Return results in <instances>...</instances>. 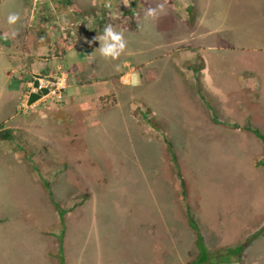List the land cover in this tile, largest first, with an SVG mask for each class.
<instances>
[{"label":"rangeland","instance_id":"obj_1","mask_svg":"<svg viewBox=\"0 0 264 264\" xmlns=\"http://www.w3.org/2000/svg\"><path fill=\"white\" fill-rule=\"evenodd\" d=\"M13 1L47 48L103 56L107 25L126 48L95 62L91 105L50 117L70 130L46 161H0V264H193L199 243L207 264H264V0ZM81 47L36 75L67 86Z\"/></svg>","mask_w":264,"mask_h":264},{"label":"crops","instance_id":"obj_2","mask_svg":"<svg viewBox=\"0 0 264 264\" xmlns=\"http://www.w3.org/2000/svg\"><path fill=\"white\" fill-rule=\"evenodd\" d=\"M14 3L15 1L11 0L7 11H4L2 17H0L4 20L7 19L9 13H18L16 22L11 23V26L14 28L10 26L8 28L3 27V24L6 25V21L0 23V33L3 32L8 35H6V37H9L7 45L12 44L10 47L14 48V51L12 50L6 54L2 49L3 41L0 40V90L3 91V89L8 88L6 100L2 99L5 96L2 97V94H0V132L9 131L10 133L8 138L0 137V161L7 163L10 161L13 163L11 169L14 168L15 173L18 172L26 175L30 172L31 167H33V163L47 160L44 157L47 155L44 146L46 147L48 141H50L47 138L53 135V137H57L61 142L66 141L63 138V129L68 135V131L70 130L69 124L62 125L60 121L55 122V119L52 118L67 115L70 110L69 107L78 103L82 105H91L93 103V94L82 97L80 94L83 91H90L91 88L93 90L92 85L97 82L95 80H100L95 77V74L98 73L97 67L95 68V62L96 64L103 63L105 59L109 58L96 54L92 41L81 45H71V47L64 49L62 47L47 48L42 42L43 39L35 40L36 35L33 36L34 38L26 35L27 29H24V27H27L26 16L23 12L13 9L15 7ZM8 30L12 31L11 35L8 34ZM25 39H29L26 44L23 42ZM21 44L23 45L21 46ZM77 46H83L81 47L82 52L80 51L79 53L85 58L80 60L73 59L71 61L76 62L75 64L77 65L73 66L74 73L72 75L66 71L69 77V84L64 90L62 104L57 107V103L47 98L36 102L26 114L18 112L17 106L21 100L23 81L39 73L46 74L47 76H56L61 69V65L59 64L62 62L65 52L70 49L76 50ZM87 47L93 48L91 54L85 53ZM54 62L58 64V70L56 73L50 75L49 72H46V67L49 63L53 65ZM257 78L258 76L255 79L249 77V82L252 81L254 84L261 82L257 81ZM241 82L245 81L241 80ZM86 87L91 88L87 90ZM92 110L91 108L90 114L93 113ZM23 150H25L26 154H22Z\"/></svg>","mask_w":264,"mask_h":264},{"label":"built area","instance_id":"obj_3","mask_svg":"<svg viewBox=\"0 0 264 264\" xmlns=\"http://www.w3.org/2000/svg\"><path fill=\"white\" fill-rule=\"evenodd\" d=\"M65 88L66 84L63 75L54 78L34 75L25 79L22 84L21 100L17 106V111L27 113L28 109L32 108L36 102L50 97L60 103L63 101ZM32 94L39 95L34 100L29 101Z\"/></svg>","mask_w":264,"mask_h":264},{"label":"clouds","instance_id":"obj_4","mask_svg":"<svg viewBox=\"0 0 264 264\" xmlns=\"http://www.w3.org/2000/svg\"><path fill=\"white\" fill-rule=\"evenodd\" d=\"M158 8L162 13L164 10L163 5H158ZM145 15L146 17L155 18L158 15V12L156 9L149 8ZM7 19L9 23H15L18 19V13H9ZM95 39H99L102 41L99 48L101 55H103L104 57H111L113 59H116L126 48V40L124 38L123 32L115 31L112 25H107L104 28L103 35L97 36L95 37ZM117 70H119V65L117 66Z\"/></svg>","mask_w":264,"mask_h":264},{"label":"trees","instance_id":"obj_5","mask_svg":"<svg viewBox=\"0 0 264 264\" xmlns=\"http://www.w3.org/2000/svg\"><path fill=\"white\" fill-rule=\"evenodd\" d=\"M38 95H39V94H32V95L30 96V98H29V101L34 100L35 98L38 97ZM253 132H255V134L258 135V138H259V139H262V136H261L260 133H258V131L255 130V131H253ZM9 136H10L9 131H3V132H0V137H1V138H8ZM170 148H171V144H170V142H167V143H166V149L169 151ZM171 153H173L172 150H171ZM54 205H55V204H54ZM55 209L57 210V213H58L59 219L61 220V218H62V214H63V210H62V209H59L58 205H55ZM189 220H190V221H189V224H190L191 228H192L194 231H197L198 229H197V224H196V222H195L193 219H189ZM245 244H246V243H243V244H241V245H237L236 247H233V248H227V249H228V251H230V252H232V251H233V252H234V251L240 252V251L243 250ZM198 246H199V251H200V253H199V255H198L197 260H196L195 262H193V264H207V261H208V259H209V257H210L209 251L206 249L205 246L202 245V243H199ZM61 261H62V260H61ZM61 264H64L63 261L61 262Z\"/></svg>","mask_w":264,"mask_h":264}]
</instances>
